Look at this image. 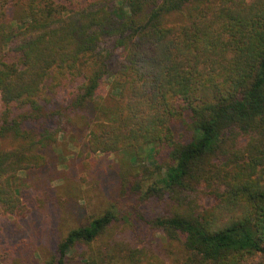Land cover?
<instances>
[{
    "label": "trees",
    "instance_id": "16d2710c",
    "mask_svg": "<svg viewBox=\"0 0 264 264\" xmlns=\"http://www.w3.org/2000/svg\"><path fill=\"white\" fill-rule=\"evenodd\" d=\"M176 12L184 21L172 24ZM0 41V139L19 140L0 142L2 214L26 216L12 180L45 166L40 150L59 132L48 121L27 130L28 116L10 114L41 113L47 81L79 76L70 108L92 105L104 118L88 124L89 153L169 147L172 164L145 195L168 193L175 209L151 227L181 242L184 264H264V0H0ZM109 78L115 107L100 93ZM115 214L71 229L49 264L93 242ZM137 252L136 264H153Z\"/></svg>",
    "mask_w": 264,
    "mask_h": 264
},
{
    "label": "rangeland",
    "instance_id": "374dc122",
    "mask_svg": "<svg viewBox=\"0 0 264 264\" xmlns=\"http://www.w3.org/2000/svg\"><path fill=\"white\" fill-rule=\"evenodd\" d=\"M6 15L11 16V12ZM168 20L177 24L184 16L176 12ZM105 82L100 93L115 107L118 84L112 78ZM55 83L47 81L39 94L44 99L41 113L37 108L15 105L10 114L16 121L28 116L27 130L38 129L48 121L53 130L58 125L59 132L40 150L46 157L45 166L20 171L12 180L28 212L25 217L0 212V264H49L56 259L57 243L71 229L85 225L112 206L116 214L111 224L93 242L76 244L63 264H87L90 260L97 264H136L131 257L133 252L140 255L137 251L147 253L153 264H184L190 254L181 242L151 227L155 216L174 211L168 193L162 197L145 195L160 170L162 175L172 164L169 147L150 144L138 150L89 153L88 124L103 117L91 110L92 105L77 113L70 108L81 77H70L63 86ZM2 111L0 102V116ZM188 136L190 132L185 130L183 138ZM0 142L5 149L19 144L12 133L2 136ZM211 201L206 197L204 204Z\"/></svg>",
    "mask_w": 264,
    "mask_h": 264
}]
</instances>
